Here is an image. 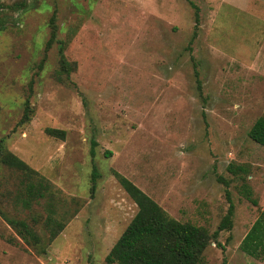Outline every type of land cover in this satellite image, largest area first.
Listing matches in <instances>:
<instances>
[{
  "label": "rangeland",
  "instance_id": "rangeland-1",
  "mask_svg": "<svg viewBox=\"0 0 264 264\" xmlns=\"http://www.w3.org/2000/svg\"><path fill=\"white\" fill-rule=\"evenodd\" d=\"M189 1L193 37L188 0H0V140L51 189L24 208L0 165V264H104L136 209L112 170L215 232L201 264H264L238 247L264 207V146L247 136L264 110V0ZM51 209L66 221L47 243Z\"/></svg>",
  "mask_w": 264,
  "mask_h": 264
},
{
  "label": "trees",
  "instance_id": "trees-1",
  "mask_svg": "<svg viewBox=\"0 0 264 264\" xmlns=\"http://www.w3.org/2000/svg\"><path fill=\"white\" fill-rule=\"evenodd\" d=\"M194 12V29L191 37L195 35L198 21L196 6L188 0ZM50 18L49 36L45 42L44 50H47L54 38L55 27ZM60 71L67 73L70 70L69 63L61 55L59 58ZM27 112V111H26ZM26 113L24 114V119ZM45 133L54 137L63 138L64 131L54 128H45ZM247 136L260 146H264V110L258 116L247 131ZM92 144H94L92 142ZM106 155L110 153L105 152ZM0 165H4L17 173V183L13 194V200L22 207L28 208L32 202L49 194L50 184L34 169L30 168L17 156L5 149L0 140ZM233 173L235 170L227 167ZM237 170H242L238 168ZM112 176L127 196L135 204V212L123 231L114 241L105 254L104 264H201L203 250L215 232L208 231L188 221H178L169 216L152 198L145 194L118 172L112 170ZM92 192L98 176L95 170L91 173ZM243 196L255 205L251 198L250 189L242 184ZM228 205L225 214L217 225L218 230L229 229L231 224L232 204L229 201L228 192L225 190ZM53 209L45 215L42 225L46 231L47 243L50 242L63 228L66 219L56 217ZM6 222L15 230L17 235L28 245L36 247L41 243L39 235L34 228L22 219L5 218ZM240 251L246 255L262 259L264 257V207L259 210L257 216L241 238Z\"/></svg>",
  "mask_w": 264,
  "mask_h": 264
}]
</instances>
